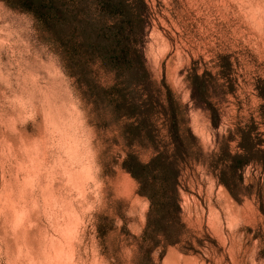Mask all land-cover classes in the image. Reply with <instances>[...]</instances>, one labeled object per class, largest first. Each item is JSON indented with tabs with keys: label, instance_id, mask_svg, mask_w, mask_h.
<instances>
[{
	"label": "rangeland",
	"instance_id": "rangeland-1",
	"mask_svg": "<svg viewBox=\"0 0 264 264\" xmlns=\"http://www.w3.org/2000/svg\"><path fill=\"white\" fill-rule=\"evenodd\" d=\"M120 1L139 62L71 75L52 35L0 0V264H139L150 201L122 162L173 151L176 127L182 225L150 264H264V166L227 169L226 186L218 156L242 151L237 128L264 150V0ZM100 87L115 88L111 100ZM133 98L146 124L126 114Z\"/></svg>",
	"mask_w": 264,
	"mask_h": 264
},
{
	"label": "trees",
	"instance_id": "trees-1",
	"mask_svg": "<svg viewBox=\"0 0 264 264\" xmlns=\"http://www.w3.org/2000/svg\"><path fill=\"white\" fill-rule=\"evenodd\" d=\"M10 7L28 12L49 32L56 45L68 57L70 63L67 67L71 69V75H78V65L84 67L88 63L97 62L112 68H132L139 62L138 50H133L127 44L134 32V24L129 18L127 6L120 0H3ZM93 6L96 11H93ZM94 12L99 16H94ZM104 16H117L121 22L114 26H107L103 21ZM105 41L115 42L114 48H108ZM53 42V43H54ZM141 63V62H140ZM127 66V67H126ZM146 72H138L137 85L147 89L149 81ZM146 76V77H144ZM193 93L198 92L200 97L205 96L206 81L203 76L194 74L191 78ZM115 88L100 87L99 97L102 100H111ZM131 100L128 116L136 117L141 124L147 123L146 100ZM170 99V96L168 98ZM150 100V99H149ZM148 100V101H149ZM172 110L173 122H176L177 114ZM217 117L216 111L212 110L213 122ZM133 132V130H132ZM173 151L164 146L148 162L141 161L134 153H128L122 162L125 169L137 182L138 193L146 196L150 201L147 221L141 235L143 245V256L139 264H150L151 253L158 243L174 244L179 237L177 229L182 225L181 205L179 200L180 186V154L182 141L178 135V128L174 129ZM236 133L240 136L238 146L242 150L232 154L228 145L221 149L218 154L221 167L220 180L229 186L224 177L226 170L236 173L249 162H261L264 159L257 158L264 150H256L251 139V129L237 128ZM264 158V157H263ZM161 236L162 238L158 239Z\"/></svg>",
	"mask_w": 264,
	"mask_h": 264
},
{
	"label": "bare ground",
	"instance_id": "bare-ground-1",
	"mask_svg": "<svg viewBox=\"0 0 264 264\" xmlns=\"http://www.w3.org/2000/svg\"><path fill=\"white\" fill-rule=\"evenodd\" d=\"M65 252V251H64Z\"/></svg>",
	"mask_w": 264,
	"mask_h": 264
}]
</instances>
